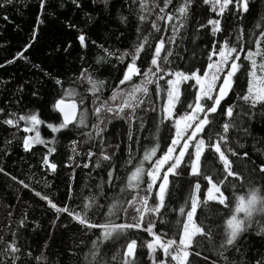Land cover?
Wrapping results in <instances>:
<instances>
[{
  "label": "snow or ice",
  "instance_id": "6c2138e0",
  "mask_svg": "<svg viewBox=\"0 0 264 264\" xmlns=\"http://www.w3.org/2000/svg\"><path fill=\"white\" fill-rule=\"evenodd\" d=\"M7 3L11 0H4L0 8ZM103 3L106 8L109 6V0H103ZM202 3L211 6L214 18L199 23L195 29L197 33L203 30L208 35L202 52L206 60H202L198 67L193 65L185 71L173 70L170 66V58L176 55L177 34L193 17L197 0H130L125 6L131 8L135 5L138 9L134 14L137 24L133 45L121 50L90 41L97 49L92 64H87L86 58L81 56L80 60L85 64L71 79L52 77L44 72L59 88L51 103V108L59 114V122L46 125L51 134L63 135L62 130H70L85 138L81 142L91 140L93 133L102 140V111L111 117L134 122L138 111L156 113V101H159V117L153 127L158 131L159 125L165 121L171 124L170 142L165 148L160 147L154 133L146 138L148 144L143 145L142 154L134 157L129 144L128 159L121 165L125 168L132 166L126 183L114 175L115 165L106 170L108 183L120 181L119 192L112 194L113 188L104 187L103 191L84 197L79 209L71 207L70 201L58 205L47 195L35 192L55 213L67 215L85 231L99 232L96 239L90 241V247L84 245L87 251L70 253L82 255L77 264H149V261L151 264H192L190 255L199 257L206 242L217 249L212 264H264V253L250 261L237 247L250 231L264 238V148H255L261 157L257 165L245 145L234 135L237 131L248 134L245 124H250L258 116L264 119V20L257 22L251 30H246L243 25L229 24V17L239 18L249 11L250 0H202ZM71 4L80 9L82 0H71ZM37 7L38 26L43 23L41 17L48 8V0H37ZM57 7L64 8L65 4L60 2ZM85 15L91 19L89 14ZM152 16L155 19H150ZM3 19L8 18L4 16ZM119 19L122 24L128 22L123 15ZM158 20H164L165 24L159 25ZM173 20L176 23L169 24ZM142 25H150V28L146 30ZM67 27L75 28L76 25L68 23ZM164 27H170L171 36L159 35ZM37 30L34 26L29 42L12 59L5 61L6 64L17 58L29 62L23 52L36 39ZM153 32L158 38L153 36ZM197 38L194 36L193 41ZM75 39L81 48L88 47L89 40L83 30ZM70 47L71 43L65 51ZM195 55L193 53V57ZM112 60L116 63H111ZM108 65L113 69L119 66L120 74L111 84L108 79L97 76L99 69ZM33 67L39 69L40 66ZM105 89L110 94L102 99L106 95ZM17 91L22 92L23 85ZM32 95L36 96L37 92L33 91ZM150 97L153 102L146 109L143 106ZM4 112L5 109L0 108V114ZM0 122L16 127L17 131L22 127L25 133H35L23 136L25 151L37 144H55L54 135L51 139L41 138L37 128L44 122L37 110L9 113ZM132 122H128V140H135L140 147ZM140 128L145 129V125L140 123ZM70 144L75 151L77 141H70ZM55 150V147H49L47 152L50 154ZM48 154L43 155L42 164L54 170L57 165L49 164ZM87 155L94 154L89 151ZM114 155H108L102 147L100 156L103 161L111 162ZM248 164H252L251 169ZM83 166L88 167L87 164ZM0 173H4L3 168H0ZM10 178L25 189L30 187L16 176ZM181 181L187 185V194L173 200V192L183 186L178 183ZM128 190H134L135 194L130 193V199L122 200L121 195ZM101 200L104 203H100ZM209 202L222 210L221 225H216L206 215L201 218L198 214V209L203 213ZM169 203L178 206L169 208ZM93 207L107 209L103 222L96 223L89 217V210ZM121 213L124 221L115 222L112 217L119 219ZM166 213L173 214L175 219H167ZM18 224L23 227L24 221ZM140 229L151 237L146 243L138 244L139 237L135 236V231ZM218 231L220 242L217 244ZM9 235V240L0 236V264H48L47 242L41 246L40 253L34 255L32 247L20 245L15 231ZM110 240L123 241V244L108 257L101 254V244ZM145 248L147 260L141 259ZM204 264H207V257Z\"/></svg>",
  "mask_w": 264,
  "mask_h": 264
},
{
  "label": "trees",
  "instance_id": "16d2710c",
  "mask_svg": "<svg viewBox=\"0 0 264 264\" xmlns=\"http://www.w3.org/2000/svg\"><path fill=\"white\" fill-rule=\"evenodd\" d=\"M60 2L65 4L64 8L57 7ZM128 3L130 0H109V6L106 8L103 0H96L95 3L92 0H82V7L76 9L71 4V0H48V8L41 17L43 23L38 26L36 25L37 0H11V3L0 8V108L5 109V112L0 114V121L7 118L9 113L19 114L37 110L39 118L44 122L37 128L42 139H51L53 135L56 138L54 145L37 144L25 151L22 146V138L24 135H32V133H25L22 127L17 131L16 127L0 122V168L4 169V173L10 174L0 173V236L9 240L11 238L9 233L15 231L20 245L32 247L34 255L39 254L41 246L47 242L48 264H57V260L59 264H77V260L82 259V255L75 256L70 253L82 254L87 251L84 245L88 244L90 247V241L96 239L99 232L93 234V230L85 231L83 226L74 222L67 215L55 213L45 201L35 195V192H40L42 196L47 195L58 205L70 201L71 207L79 209L84 202V197L95 195L97 192L103 191L104 187L113 188L112 194L120 191V181L107 182L106 170L109 167L115 165L114 175L121 177L124 183L127 182V175L132 171V166L125 168L121 165L128 159L129 144L132 146V155L135 157L138 153L142 154L143 145L148 144L146 138L150 133H154L158 137L161 148H165L166 144L170 142L171 124L169 122L165 121L160 124L158 131L153 127L159 117V101L155 102L156 113L138 111L137 119L134 122L126 121L125 118L111 117L110 114L102 111L101 117L104 120V123L101 124V127L104 128L101 133L102 140L93 133L91 140L81 142L85 138L78 136L74 131L62 130L63 135L60 133L51 134L50 129L46 128L47 123L59 122L57 119L59 114L51 108V103L57 96L59 88L54 84L53 79L44 75V72L49 73L52 77L71 79L79 71L80 66L85 64L80 60L81 56L86 58L87 64H92V58L97 53V49L92 47L90 41L121 50L133 45L136 40L137 24L134 14L138 9L135 5L131 8L126 7L125 5ZM0 4H4V0H0ZM210 8L211 6L204 5L202 0H197L193 17L187 22V26L177 34L176 55L170 58V66L173 70L186 71L193 65L198 67L202 60H206V55H202V52L207 44L208 35L203 30L197 33L195 29L199 23L214 18ZM153 11L156 12L158 9H153ZM165 11L167 12L168 9ZM48 13L53 14L49 15ZM85 13L89 14L91 19ZM121 15L128 18L127 24L120 22ZM4 16H7L8 19H3ZM150 19H155V16ZM262 20H264V0H250L248 12L242 13L239 18H228L229 24L243 25L246 30L254 29L256 23ZM68 23L75 24L76 27L69 28L67 27ZM157 23L164 25L165 21L158 20ZM171 23H176V21L169 22V24ZM34 26L38 29L36 39L23 52V55L29 58V62L17 58L12 63L6 64L5 61L12 59L15 53L21 51L23 46L29 42ZM142 27L147 30L150 25H142ZM80 30L85 32L89 40L86 49L81 48L75 39ZM159 35L171 36L170 27L162 28ZM153 36L158 38L155 32H153ZM194 36L198 37L195 42L193 41ZM69 43H71V47L65 51ZM193 53L196 54L195 57H193ZM111 63L114 64L116 61L112 60ZM33 65L40 67L37 69ZM119 74V66L117 69H113L108 65L101 67L97 76L99 79H108L111 84ZM20 85H23L22 92L17 91ZM33 91L37 92L36 96L32 95ZM105 94L102 99H106L110 94L107 89H105ZM152 102L150 97L148 103L143 107L147 109ZM89 106L91 107V102H89ZM95 122L93 120V123ZM128 122L133 123L134 131L141 143L140 147L135 140H128ZM140 123L145 125V129L140 128ZM245 127L248 128V134L237 131L234 135L239 138L241 144L245 145L249 156L258 165L261 157L256 153L255 148H264V119L258 116L250 124H245ZM73 140L77 141L75 151L70 144V141ZM49 147H55L56 150L48 154ZM102 147L110 156L115 153L111 162L101 159ZM89 151L94 155L88 156ZM45 154L49 156V164L57 165L54 170L42 164V157ZM70 156L71 160H69ZM98 162L99 166H97ZM85 164L88 167H84ZM251 167L252 164H248V168L251 169ZM10 176L24 180L30 187L23 188ZM102 182L103 187L101 186ZM178 183L183 186L180 190L173 192V200L186 195L188 191L187 185L183 181ZM70 189L71 196H69ZM130 193L135 194V191L128 190L120 198L122 200L130 199ZM140 194L143 192L141 191ZM100 203H104V201L101 200ZM177 206L175 203H169V208ZM106 211V208L93 207L89 210L88 215L96 223H101ZM221 211L215 203L209 202L205 205L203 213H200V209H198V214L201 215V218L206 215L216 225H221ZM165 217L175 219L171 213H166ZM112 219L117 223L123 222L124 215L121 213L119 219L116 217H112ZM21 220L24 221L23 227L18 224ZM219 231L216 234L217 244L220 242ZM169 235L171 236L173 233H169ZM135 236L139 237L138 244L146 243L151 239L143 229L136 230ZM122 244L123 241H106L101 244L103 249L101 254L110 257ZM237 247L241 249L242 255L246 254V258L252 261L264 253V238L257 237L254 231H250L245 234ZM216 250V247L206 242L201 249V255L199 257L190 255L189 259L192 260V264H204V258L207 257V264H212ZM146 252L145 248L141 259H148ZM233 253H229V255ZM235 258L239 259L238 256ZM149 264H151L150 261Z\"/></svg>",
  "mask_w": 264,
  "mask_h": 264
},
{
  "label": "rangeland",
  "instance_id": "374dc122",
  "mask_svg": "<svg viewBox=\"0 0 264 264\" xmlns=\"http://www.w3.org/2000/svg\"><path fill=\"white\" fill-rule=\"evenodd\" d=\"M38 130V129H37ZM35 133H32V135H34ZM29 136H31V135H29ZM40 136H41V133H40ZM41 138H42V136H41ZM34 146V145H33Z\"/></svg>",
  "mask_w": 264,
  "mask_h": 264
}]
</instances>
